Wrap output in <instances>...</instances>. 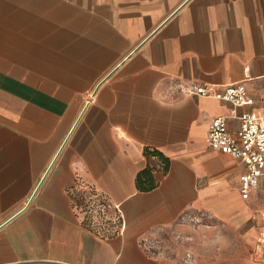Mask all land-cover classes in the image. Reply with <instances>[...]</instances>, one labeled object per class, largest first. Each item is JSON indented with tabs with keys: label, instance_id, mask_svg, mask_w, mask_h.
<instances>
[{
	"label": "crops",
	"instance_id": "crops-1",
	"mask_svg": "<svg viewBox=\"0 0 264 264\" xmlns=\"http://www.w3.org/2000/svg\"><path fill=\"white\" fill-rule=\"evenodd\" d=\"M251 109L264 116V0H0V264H189L215 222L255 233L259 261L264 194L243 198L245 164L207 138ZM89 189L117 231L82 222Z\"/></svg>",
	"mask_w": 264,
	"mask_h": 264
},
{
	"label": "built area",
	"instance_id": "built-area-1",
	"mask_svg": "<svg viewBox=\"0 0 264 264\" xmlns=\"http://www.w3.org/2000/svg\"><path fill=\"white\" fill-rule=\"evenodd\" d=\"M187 91L200 95H212L216 99L227 101L238 107L251 104L253 98L241 84H229L213 90L207 83L190 82ZM231 116L239 120L238 129L231 133L227 129V116L213 117L208 125V145L227 153L245 164V171L240 174L239 191L243 198H248L252 189H260L264 194V116L255 110L241 113L233 111ZM260 238L262 252L259 264H264V218L261 224Z\"/></svg>",
	"mask_w": 264,
	"mask_h": 264
},
{
	"label": "rangeland",
	"instance_id": "rangeland-1",
	"mask_svg": "<svg viewBox=\"0 0 264 264\" xmlns=\"http://www.w3.org/2000/svg\"><path fill=\"white\" fill-rule=\"evenodd\" d=\"M88 194L94 196L97 201L80 211L82 222L101 232L117 231L119 222L115 208L95 190L89 189ZM181 220L182 223L192 222L196 226L205 224L202 215L190 212L184 214ZM212 228L211 238L206 244L198 243L197 258L195 261H188L189 264H259L255 233L251 234L243 227L237 228L220 222L212 223ZM189 253L187 252L185 256L191 258L192 254Z\"/></svg>",
	"mask_w": 264,
	"mask_h": 264
},
{
	"label": "trees",
	"instance_id": "trees-1",
	"mask_svg": "<svg viewBox=\"0 0 264 264\" xmlns=\"http://www.w3.org/2000/svg\"><path fill=\"white\" fill-rule=\"evenodd\" d=\"M155 152H156V154L160 155L159 152H157V151H155ZM148 176H150V173H149L148 169H145V170H143L142 172H140L138 174V177H137L138 183L141 181L142 177H145L149 181L147 186H142L140 184V188H142V189H146L147 188L148 189V188H151L152 186H154L153 180L151 179V177H148ZM145 178H144V180H146Z\"/></svg>",
	"mask_w": 264,
	"mask_h": 264
}]
</instances>
